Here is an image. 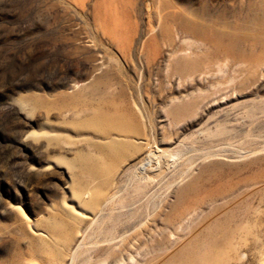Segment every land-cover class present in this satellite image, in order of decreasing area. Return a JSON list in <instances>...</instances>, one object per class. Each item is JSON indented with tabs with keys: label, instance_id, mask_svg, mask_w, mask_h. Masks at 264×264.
<instances>
[{
	"label": "rangeland",
	"instance_id": "1",
	"mask_svg": "<svg viewBox=\"0 0 264 264\" xmlns=\"http://www.w3.org/2000/svg\"><path fill=\"white\" fill-rule=\"evenodd\" d=\"M81 237L73 264H264V0H0V264Z\"/></svg>",
	"mask_w": 264,
	"mask_h": 264
},
{
	"label": "bare ground",
	"instance_id": "2",
	"mask_svg": "<svg viewBox=\"0 0 264 264\" xmlns=\"http://www.w3.org/2000/svg\"><path fill=\"white\" fill-rule=\"evenodd\" d=\"M97 118H99L100 116H96ZM111 129L113 128V127H110ZM109 128V129H110ZM115 129H119L118 127H116ZM107 131H105L104 133H106ZM107 134H108V132H107ZM105 144V143H104ZM107 145V144H106ZM121 149V147H120V145L119 144H117V143H113V144H111V145H109V147H105V146H103L102 148H101V151L102 152H110V151H119ZM152 150V149H151ZM151 150H149L148 152H146L145 153V155H144V157H143V159L142 160H145L148 156H150V158H148V159H146V161H148L147 163H145V165H144V168L142 167V164H143V162H141L138 166H137V170L138 169H141V170H143V171H148L147 173H150V171L149 170H147L146 168H149V167H151V165H152V158H153V154H152V152H150ZM158 153V152H157ZM143 173V172H142ZM144 174V173H143ZM146 174V173H145ZM144 174V175H145ZM109 199V198H108ZM107 203V202H106ZM108 204V203H107ZM107 204H105V205H107ZM143 224H141L140 225V227L142 226ZM133 232V231H132ZM86 233V232H85ZM84 233V234H85ZM83 238L84 237H81L80 238V240L78 241V243H77V245H76V247H75V251H74V254L72 255V258H71V263H72V261L76 258V254H77V252H78V250L82 247V245H83ZM76 260H77V258H76ZM118 260H119V258H115L114 260H113V262H118ZM191 260V256H189L188 258H187V261L184 263V264H186L187 262H189L190 264L192 263V261H190ZM74 263V262H73ZM72 263V264H73ZM211 263H213V262H211Z\"/></svg>",
	"mask_w": 264,
	"mask_h": 264
}]
</instances>
